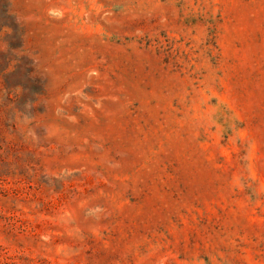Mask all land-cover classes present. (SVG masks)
Listing matches in <instances>:
<instances>
[{
    "label": "rangeland",
    "instance_id": "374dc122",
    "mask_svg": "<svg viewBox=\"0 0 264 264\" xmlns=\"http://www.w3.org/2000/svg\"><path fill=\"white\" fill-rule=\"evenodd\" d=\"M0 264H264V0H0Z\"/></svg>",
    "mask_w": 264,
    "mask_h": 264
}]
</instances>
